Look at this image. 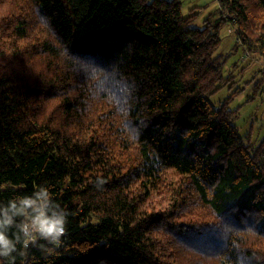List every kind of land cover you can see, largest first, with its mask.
<instances>
[{
	"label": "trees",
	"instance_id": "16d2710c",
	"mask_svg": "<svg viewBox=\"0 0 264 264\" xmlns=\"http://www.w3.org/2000/svg\"><path fill=\"white\" fill-rule=\"evenodd\" d=\"M218 1L196 27L181 0H0V207L45 188L67 212L0 264H264V139L240 90L210 101L239 46L264 63V0Z\"/></svg>",
	"mask_w": 264,
	"mask_h": 264
},
{
	"label": "rangeland",
	"instance_id": "374dc122",
	"mask_svg": "<svg viewBox=\"0 0 264 264\" xmlns=\"http://www.w3.org/2000/svg\"><path fill=\"white\" fill-rule=\"evenodd\" d=\"M181 1L184 16L197 14L191 26L203 27L204 20L219 11L218 0ZM220 34L222 41L217 53L230 54L235 49L237 41L235 27L232 24H225ZM242 47L239 46L238 51L229 57L225 66L226 74L231 72L234 74V83L222 88L210 98V101L219 105L240 90L234 95L227 108L238 111V118L235 120L238 130L243 136L257 144L264 139V63L262 59L249 62L252 57L242 58L246 54ZM236 63H238V68ZM241 64L243 73H241ZM154 200L157 202L158 196Z\"/></svg>",
	"mask_w": 264,
	"mask_h": 264
},
{
	"label": "clouds",
	"instance_id": "9594fccd",
	"mask_svg": "<svg viewBox=\"0 0 264 264\" xmlns=\"http://www.w3.org/2000/svg\"><path fill=\"white\" fill-rule=\"evenodd\" d=\"M66 224L67 212L52 203L45 188H41L33 196L9 201L6 206L0 207V256H10L16 251L17 243H22L27 248L30 243L36 244L37 240H44L50 245L59 246L61 237L66 232ZM13 227L18 229L14 239L8 235Z\"/></svg>",
	"mask_w": 264,
	"mask_h": 264
}]
</instances>
